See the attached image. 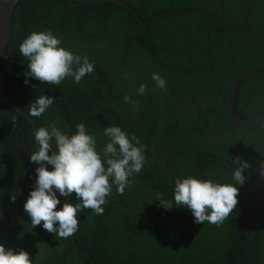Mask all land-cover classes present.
Segmentation results:
<instances>
[{
  "label": "trees",
  "instance_id": "16d2710c",
  "mask_svg": "<svg viewBox=\"0 0 264 264\" xmlns=\"http://www.w3.org/2000/svg\"><path fill=\"white\" fill-rule=\"evenodd\" d=\"M122 1L146 21L203 9L264 37V0ZM46 29L94 62L93 74L57 87L27 78L19 46L31 32ZM7 54L10 62L0 61L1 95L26 112L39 95L56 98L43 116L33 117L38 127L56 123L73 133L84 123L99 150L106 143L103 128L117 125L146 146L147 159L123 195L113 188L102 215L90 209L81 214L70 238L33 229L24 204L38 167L30 160L37 150L34 130L0 100V244L27 251L33 264H264V182L239 186L237 208L220 226L197 224L187 208L166 210L157 201V194L173 201L177 178L235 184L238 161L250 165L246 178L264 175V125H233L228 108L234 81L264 69V42L200 13L172 14L144 26L115 3L22 0ZM153 73L166 80L165 89L155 86ZM141 84L147 85L144 95L137 94ZM235 111L243 119L264 114V75L240 83ZM208 156L214 158L203 162ZM69 202H76L74 194Z\"/></svg>",
  "mask_w": 264,
  "mask_h": 264
},
{
  "label": "clouds",
  "instance_id": "9594fccd",
  "mask_svg": "<svg viewBox=\"0 0 264 264\" xmlns=\"http://www.w3.org/2000/svg\"><path fill=\"white\" fill-rule=\"evenodd\" d=\"M5 0H0L3 4ZM63 41L51 29L31 32L20 44V55L28 61L26 77L42 84L59 86L71 78L80 84L82 79L94 72V62L84 55L66 49ZM25 79L28 84L29 80ZM155 86L165 89L166 80L153 73ZM147 85L141 84L138 95H144ZM55 97L39 95L30 103L27 116L39 118L54 104ZM128 102L129 97H125ZM106 143L98 150V141L84 123L75 126L73 133L52 123L38 127L34 132L37 150L30 160L38 165L33 190L24 204L31 218V227L42 226L55 237L68 239L79 230L80 216L90 209L102 215L107 198L113 188L123 195L126 188L141 173L146 163L145 147L135 136L120 126L103 128ZM233 170L235 184H222L193 176L177 178L173 201L164 200L157 194V201L166 209L173 206L191 211L197 224L220 226L238 205L239 186L246 182L245 169L250 165L238 161ZM51 166V170H49ZM264 174V173H262ZM75 203H70L69 198ZM60 197L65 198L62 203ZM12 201L16 197H11ZM58 206L59 209H58ZM0 264H33L30 254L23 249H10L0 244Z\"/></svg>",
  "mask_w": 264,
  "mask_h": 264
},
{
  "label": "water",
  "instance_id": "95a60500",
  "mask_svg": "<svg viewBox=\"0 0 264 264\" xmlns=\"http://www.w3.org/2000/svg\"><path fill=\"white\" fill-rule=\"evenodd\" d=\"M21 1L22 0H5V2L3 4H0V61L3 57H6L10 61L9 56L7 54V48H8V45H9L11 37H12L14 14H15V11H16V9H17V7ZM73 1L80 2L83 4H87V5H101V4H105V3L118 4L122 7H124L125 9H127L132 14H134L135 17L138 19V21L144 26H151V25L155 24L156 22L160 21L162 18L167 17V16L172 15V14L200 13V14L205 15L206 17H208L209 19H211L213 22H215L218 25H221L225 28L234 29L238 32H241V33L248 35L251 38H254L258 41L264 42V37L252 32L251 30H249L247 28L240 27V26L222 21L221 19H218L217 17H215L214 15H212L211 13H209L208 11L203 10V9L173 10L170 12L163 13V14L157 16L156 18H154L152 20L146 21L136 12V10L133 7L129 6L128 4L123 2L122 0H73ZM258 75H264V69L259 70V71H254V72H247V73L239 76L234 81V83L230 89L229 101H228L229 112H230L231 117L234 120L233 125H242V126L264 125V114L255 116L251 119H243L235 111V100H236V92H237L238 86L240 85V83L243 80L250 78V77L258 76ZM0 100L4 103L8 104L13 109H15L18 113H20L22 116H24L32 124L33 130L35 132V130L38 128V125L33 118L27 116V114H26L27 112L25 110H23L19 105L15 104L14 102L7 99L6 97H4L1 94H0ZM211 158H214V157L208 156V157L203 159V162L206 159H211ZM226 163L229 164L228 161H226ZM201 166H202V164L200 165V168H201ZM233 168L235 169L236 167H233ZM246 181L251 185V188H253L256 185L264 182V175L259 177L256 180H250V179L246 178ZM74 242H75V240H74Z\"/></svg>",
  "mask_w": 264,
  "mask_h": 264
},
{
  "label": "flooded vegetation",
  "instance_id": "af4514ba",
  "mask_svg": "<svg viewBox=\"0 0 264 264\" xmlns=\"http://www.w3.org/2000/svg\"><path fill=\"white\" fill-rule=\"evenodd\" d=\"M8 62H10L9 60H8ZM11 107V106H10Z\"/></svg>",
  "mask_w": 264,
  "mask_h": 264
}]
</instances>
